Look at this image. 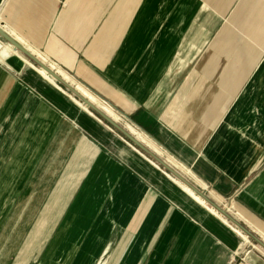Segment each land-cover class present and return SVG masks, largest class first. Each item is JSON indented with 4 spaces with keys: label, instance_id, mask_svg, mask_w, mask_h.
<instances>
[{
    "label": "crops",
    "instance_id": "crops-1",
    "mask_svg": "<svg viewBox=\"0 0 264 264\" xmlns=\"http://www.w3.org/2000/svg\"><path fill=\"white\" fill-rule=\"evenodd\" d=\"M0 16L264 231V0H0ZM4 44L0 264H264Z\"/></svg>",
    "mask_w": 264,
    "mask_h": 264
},
{
    "label": "water",
    "instance_id": "water-1",
    "mask_svg": "<svg viewBox=\"0 0 264 264\" xmlns=\"http://www.w3.org/2000/svg\"><path fill=\"white\" fill-rule=\"evenodd\" d=\"M0 36L8 43H10L15 50H18L24 56H26L29 60L35 63L38 66L45 68L56 80L58 83L62 84L68 91L73 93L77 98H79L84 104L87 105L96 115H98L104 122L113 127L122 135V137L128 140L131 144H133L140 151L149 155L154 161H156L159 165H161L167 172L172 175L178 177L180 180L184 181L188 184L194 191H196L199 195H201L204 199H206L211 205L216 207L220 212H222L228 219H230L233 223H235L244 233L255 240L260 246L264 248V241L261 237L255 235L248 227L244 224L240 223L234 216H232L226 208L221 207L216 201L211 199L206 193L197 187L194 183H192L189 179H187L180 171H178L175 167H173L170 163L164 160L158 153L153 151L148 145L140 141L125 125L121 124L118 120L114 119L104 109H102L99 105L91 101L86 95H84L76 86L71 84L68 80H66L60 73L54 70L50 65L44 63L42 60L38 58L32 51L26 48L22 43H20L14 36H12L8 31H6L2 25H0Z\"/></svg>",
    "mask_w": 264,
    "mask_h": 264
},
{
    "label": "bare ground",
    "instance_id": "bare-ground-1",
    "mask_svg": "<svg viewBox=\"0 0 264 264\" xmlns=\"http://www.w3.org/2000/svg\"><path fill=\"white\" fill-rule=\"evenodd\" d=\"M8 43V42H6ZM4 44L5 47H7L9 49V51L11 53H15L17 55H19L26 63H28L31 67H33L37 73L44 78L46 81H48L49 83H51L52 85H54L55 87H57L58 89H60L61 91L65 92L67 95H69L78 105H80L82 107L83 110H85V112L87 111V113H89L91 116L97 118V119H101L98 115V117L95 115L96 113H94L90 108L87 107L86 104H84L79 98L77 99L76 96L73 93H70V91L68 92L67 89H64L62 86H60L57 82V80L43 67L36 65L35 63H33L31 60L29 61V59L24 56L22 53H20L18 50L15 51L14 47L8 43ZM20 54H19V53ZM34 53H36V56H38V58L40 60H42L44 63H47V58L39 51H34ZM21 55H23L24 57H22ZM55 64V63H54ZM53 63L48 64L50 65V67H52L54 70H56L58 73H60L66 80H70L69 75L64 72L62 70V68L56 67ZM30 68V67H29ZM73 80V79H72ZM75 83V82H74ZM76 87L84 94L86 95L91 101H93L94 103H96L97 105H99L102 109H104L106 111V113H108V115H110L111 117H113L116 120H119V115L113 110V108L105 103H102L93 93H91L90 91H88L85 87H83L80 84H76ZM102 120V119H101ZM100 120V121H101ZM103 121V120H102ZM104 125V124H103ZM107 125V124H106ZM107 127L110 128L109 125H107ZM130 131L138 138L140 139V141H142L143 143H145L146 145H148V147H151L153 151H155L156 153L161 154L162 150L151 140L149 139L147 136L143 135L142 133L136 131L132 126L128 125ZM105 129V128H104ZM121 137V136H120ZM123 139V138H122ZM127 143L129 145H131L136 151H138L141 155H143L151 164H153L155 167H157V169L159 168L161 171H163L167 177L176 185H178L179 187H181V189L187 194L189 195L194 201H196L197 203H199L200 205H202L203 207H205L210 213H212L213 215L222 217L224 219V221L229 220L230 222H232L230 219H228L222 212H220L216 207H214L213 205H211L206 199H204L201 195H199L196 191H194V189H192L188 184H186L184 181L180 180L178 177L176 176H172L171 173L167 172L166 170L161 169L162 167L153 159H150L148 157H146L138 148H136L133 144H131L130 142L127 141ZM156 162V163H155ZM168 162L171 163L172 166H179V164L170 156V158L168 159ZM161 168H160V167ZM181 169L185 170V172H189L191 173L188 169H186L185 167H181ZM191 175V174H190ZM195 178V177H194ZM212 195L214 196V198L220 202L222 199L217 196L216 194L212 193ZM237 210V209H236ZM235 210V215L242 217V215L240 214V212ZM228 212L230 213V211L228 210ZM225 217V218H224ZM227 222V221H226ZM233 223V222H232ZM235 224V223H233ZM231 225V224H230ZM236 225V224H235ZM237 226V225H236ZM235 231L237 233H239L240 235H242L244 238L248 239V235L246 233H243V231L238 227L232 226ZM257 233L261 236V239L264 241V231H261L259 229L254 228ZM254 244V243H253ZM259 245V244H258ZM260 246V245H259ZM262 247V246H260ZM263 248V247H262ZM264 249V248H263ZM264 251V250H263Z\"/></svg>",
    "mask_w": 264,
    "mask_h": 264
},
{
    "label": "rangeland",
    "instance_id": "rangeland-1",
    "mask_svg": "<svg viewBox=\"0 0 264 264\" xmlns=\"http://www.w3.org/2000/svg\"><path fill=\"white\" fill-rule=\"evenodd\" d=\"M0 20H1V16H0ZM3 47V46H2ZM3 49H4V52H5V54H10L11 52L9 51V49L6 47V48H4L3 47ZM16 51V50H15ZM17 52V51H16ZM19 53V52H18ZM20 54V53H19ZM22 57H24L23 55H21ZM24 58H26V57H24ZM27 59V58H26ZM28 60V59H27ZM30 61V60H29ZM49 63V62H48ZM59 84V83H58ZM60 85V84H59ZM61 86V85H60ZM64 89H66L65 87H63ZM69 92V91H68ZM71 93V92H70ZM77 98V97H76ZM78 99V98H77ZM96 115V114H95ZM97 116V115H96ZM98 117V116H97ZM121 124H123V125H125L126 126V123L124 122V121H122L120 118H119V120H118ZM104 122V121H103ZM105 124H107L106 122H104ZM108 125V124H107ZM110 126V125H109ZM110 129H112L113 131H115V133H117L119 136H121L122 137V135L120 134V133H118V131L117 130H115L113 127H111L110 126ZM123 138V137H122ZM121 138V139H122ZM124 139V138H123ZM125 141H128V140H126V139H124V140H122V143L124 144V145H129V144H127ZM129 142V141H128ZM129 147V146H128ZM141 159H143V161L144 162H146L148 165H150L153 169H155L157 172H159L160 173V175H162V177L163 178H166V179H168L169 181H171L168 177H167V175L163 172V171H161L159 168L157 169V167H155L153 164H151L143 155H141L139 152H137V151H135V150H133ZM142 152V151H141ZM146 157H148V158H150V159H152L149 155H147V154H145L144 152H142ZM164 160H166L167 162H168V159L170 158V156L168 155V154H166L165 152H163L162 151V153L161 154H159ZM154 160V159H153ZM156 163V162H155ZM169 163V162H168ZM171 164V163H170ZM161 166V165H160ZM159 166V167H160ZM162 167V166H161ZM160 167V168H161ZM173 167H175L178 171H180L187 179H189L192 183H194L197 187H199L200 189H202L205 193H206V195H208L211 199H213L214 201H216L221 207H226L227 208V203L226 202H224V201H220V202H218L215 198H214V196L212 195V193H210L209 191H208V188L205 186V187H203L202 186V184L196 179V178H194L193 176H191L190 175V173L189 172H185V170H183V169H181V168H179V167H177V166H173ZM161 169H163V170H165L163 167L161 168ZM173 176V175H172ZM172 182V181H171ZM173 183V182H172ZM178 186V185H177ZM181 188V187H180ZM179 188V189H180ZM183 191V190H182ZM223 207V208H224ZM229 210V209H228ZM230 211V210H229ZM230 214L232 215V216H234V217H239V216H237V215H235V214H233L232 213V211H230ZM237 219V218H236ZM239 221V220H238ZM229 223L232 225V226H235V227H237L235 224H233L232 222H230L229 221ZM240 223H242L243 224V222H241L240 221ZM238 228V227H237ZM244 233V232H243ZM254 233V232H253ZM255 235H257V236H259L258 234H256V233H254ZM241 237V236H240ZM242 241H244L243 240V238L241 237L240 238ZM248 240L251 242V243H247V242H245V246H244V248L245 249H250V250H252L253 252H255V253H259V254H263L262 253V251L259 249L260 248V246L258 245V243L255 241V240H253L251 237H248ZM254 243V245L256 246V247H254L252 244ZM257 247H259V248H257ZM264 255V254H263Z\"/></svg>",
    "mask_w": 264,
    "mask_h": 264
},
{
    "label": "trees",
    "instance_id": "trees-1",
    "mask_svg": "<svg viewBox=\"0 0 264 264\" xmlns=\"http://www.w3.org/2000/svg\"><path fill=\"white\" fill-rule=\"evenodd\" d=\"M60 84V83H59ZM62 87H64L62 84H60Z\"/></svg>",
    "mask_w": 264,
    "mask_h": 264
}]
</instances>
